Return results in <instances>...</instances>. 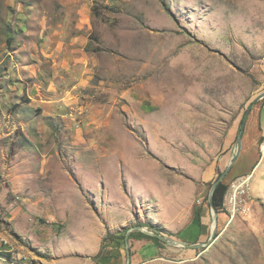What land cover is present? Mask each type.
I'll return each instance as SVG.
<instances>
[{
  "label": "rangeland",
  "instance_id": "obj_1",
  "mask_svg": "<svg viewBox=\"0 0 264 264\" xmlns=\"http://www.w3.org/2000/svg\"><path fill=\"white\" fill-rule=\"evenodd\" d=\"M262 91L264 0H0V264H264L248 122L223 179L247 209L201 249L155 235L208 241Z\"/></svg>",
  "mask_w": 264,
  "mask_h": 264
},
{
  "label": "water",
  "instance_id": "obj_2",
  "mask_svg": "<svg viewBox=\"0 0 264 264\" xmlns=\"http://www.w3.org/2000/svg\"><path fill=\"white\" fill-rule=\"evenodd\" d=\"M263 99H264V91L258 93L252 99L251 103L249 104V107L247 108V110L245 112V115H244V118H243V121H242V124H241V128H240L238 136H237V141H236L237 142V150H236V153L234 155V158L230 162L228 167L219 175L218 179L214 182V184H213V186L211 188L210 195H209V203H210L211 208H212L213 213H214V223L216 224V226L212 229L211 236L208 239V241L199 242V243H188V242H185V241L176 240V239H174L172 237H167V236L160 235V234H157V233L155 235L161 237L164 241H167L170 244L179 245V246H185V247H190V248L192 247V248H196V249H201V248H204V247H208L209 245H211L215 241V239L217 238V224L219 222V219H218L219 212H218V209H217V207H216V205L214 203V198H213L214 191H215L217 185L221 181H223L225 176L229 173V171L232 169V167L239 160L240 155L242 153V149H243V135H244V131H245V127H246V124H247L248 117H249L254 105L257 104L259 101H261ZM133 228L128 230V233L126 235V243L128 245H129V234H130V232L132 231ZM135 228L136 229H143L142 226H137ZM127 253H128L127 264H131V254H130L129 248H127Z\"/></svg>",
  "mask_w": 264,
  "mask_h": 264
},
{
  "label": "crops",
  "instance_id": "obj_3",
  "mask_svg": "<svg viewBox=\"0 0 264 264\" xmlns=\"http://www.w3.org/2000/svg\"><path fill=\"white\" fill-rule=\"evenodd\" d=\"M247 122H248L247 129L249 128L250 130V132L248 133L251 138L256 139L259 137H264V99L261 103H259V106L253 109L252 115L251 116L249 115ZM143 243L145 246L146 243L145 242ZM155 248H158L159 250V247H155ZM135 256L137 255L136 254L132 255L131 258L132 261H134ZM147 261H149L148 258L145 260L144 259L138 260L137 264H145Z\"/></svg>",
  "mask_w": 264,
  "mask_h": 264
},
{
  "label": "trees",
  "instance_id": "obj_4",
  "mask_svg": "<svg viewBox=\"0 0 264 264\" xmlns=\"http://www.w3.org/2000/svg\"><path fill=\"white\" fill-rule=\"evenodd\" d=\"M253 110V109H252ZM252 112V111H251ZM244 136V135H243ZM262 140V138H261ZM228 189H229V185L227 183H224L223 181H221L215 191H214V195H213V198H214V203L218 209V211H221L223 208H224V203H225V198H226V195H227V192H228ZM201 219H202V209H195V212H194V220L193 222L197 223V224H200L198 227H199V230L197 233H195V236H196V239H198V236H200V230L201 228L203 227V225L201 224ZM110 236H113L111 233H109L108 235H106L103 239V243L105 244V242L108 240V238ZM125 238V237H124ZM103 247L102 249L100 250V252L94 257L95 259L97 258H100L103 254Z\"/></svg>",
  "mask_w": 264,
  "mask_h": 264
},
{
  "label": "built area",
  "instance_id": "obj_5",
  "mask_svg": "<svg viewBox=\"0 0 264 264\" xmlns=\"http://www.w3.org/2000/svg\"><path fill=\"white\" fill-rule=\"evenodd\" d=\"M234 193L231 197H226L224 204H230L232 207L233 216L242 209H247L248 205V189L245 187V182L234 183Z\"/></svg>",
  "mask_w": 264,
  "mask_h": 264
},
{
  "label": "bare ground",
  "instance_id": "obj_6",
  "mask_svg": "<svg viewBox=\"0 0 264 264\" xmlns=\"http://www.w3.org/2000/svg\"><path fill=\"white\" fill-rule=\"evenodd\" d=\"M219 217V216H218ZM219 219V218H218ZM159 220V219H158ZM216 226L215 223H212V229Z\"/></svg>",
  "mask_w": 264,
  "mask_h": 264
}]
</instances>
